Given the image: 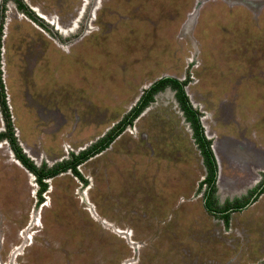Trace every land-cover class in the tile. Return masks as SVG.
I'll use <instances>...</instances> for the list:
<instances>
[{"label":"rangeland","instance_id":"374dc122","mask_svg":"<svg viewBox=\"0 0 264 264\" xmlns=\"http://www.w3.org/2000/svg\"><path fill=\"white\" fill-rule=\"evenodd\" d=\"M0 30L14 134L38 166L90 149L158 80L188 79L222 159L216 203L252 201L229 226L207 212L168 87L78 168L87 185L67 172L40 196L0 142V264H264V0H0Z\"/></svg>","mask_w":264,"mask_h":264},{"label":"trees","instance_id":"16d2710c","mask_svg":"<svg viewBox=\"0 0 264 264\" xmlns=\"http://www.w3.org/2000/svg\"><path fill=\"white\" fill-rule=\"evenodd\" d=\"M20 9L27 11L28 8L24 3H21ZM1 33L0 30V48H1ZM0 64H1V52H0ZM188 79L184 82L172 78L164 77L157 82L153 83L150 88L146 89L139 99L138 103L132 110L119 122L109 133L99 140L98 143L93 145L90 149L85 150L78 155L72 154V159L67 160L63 163L58 164L53 168H49L46 163L42 166H38L33 160H31L26 153H24L17 137L14 134L12 117L10 114V109L8 106L7 96L4 91V85L2 83V72L0 66V110L2 113V118L5 123L6 131L0 133V142L8 141L11 146L12 151L15 154L16 159L20 161L22 166L31 172L35 178L36 183L39 186V195L48 191V180L54 179L61 174L72 172L78 179H80L84 184L87 185V180L81 175L78 168L86 163L91 158L104 152L110 147V145L122 135L128 127L134 125L135 121L141 116V114L150 106L151 103L155 101V96L164 91L166 88L171 87L176 91V99L183 111L186 121L190 123L193 130V138L197 144L199 150L201 151L202 157L204 159L205 166L208 170V175L205 178L202 185H208V189L205 192V209L207 212L214 216L221 218L227 226L230 223V215L233 211H240L245 208L252 201H247L244 205L240 202L236 204H231L227 202L223 209H220L214 196L217 191V174L218 166L216 162L215 155L212 151V143L205 136L204 128L201 123V113L199 110L195 109L190 102V99L185 91ZM259 194L255 198L256 201L260 195L264 193V182L258 192Z\"/></svg>","mask_w":264,"mask_h":264},{"label":"water","instance_id":"95a60500","mask_svg":"<svg viewBox=\"0 0 264 264\" xmlns=\"http://www.w3.org/2000/svg\"><path fill=\"white\" fill-rule=\"evenodd\" d=\"M7 101H8V99H7ZM193 105V107H195V104H192ZM8 106H9V104H8ZM9 109H10V106H9ZM2 120H3V118H2ZM3 124H4V126H5V123H4V120H3ZM4 126H3V128H4ZM3 128L2 129H0V131H3ZM210 136H208V138H209ZM21 147H23V145H21ZM213 149V148H212ZM10 152H11V155H12V157H13V159H15L16 161H18L19 163H20V161L18 160V159H16V157H15V154H14V152L12 151V149H10ZM24 153H28V150L27 149H24ZM215 158H216V156H215ZM21 164V163H20ZM22 165V164H21ZM28 171V170H27ZM29 172V171H28ZM29 174L30 175H32L34 178H35V176L31 173V172H29ZM261 196V195H260ZM252 203H250V204H248L245 208H247L248 206H250ZM233 212H237V211H233ZM36 222V221H35Z\"/></svg>","mask_w":264,"mask_h":264},{"label":"crops","instance_id":"0c3cea01","mask_svg":"<svg viewBox=\"0 0 264 264\" xmlns=\"http://www.w3.org/2000/svg\"><path fill=\"white\" fill-rule=\"evenodd\" d=\"M9 97H10V95H9ZM10 105H11V100H10ZM13 109V108H12ZM140 117H142V116H140ZM139 117V118H140ZM138 118V119H139ZM194 139V138H193ZM195 141V140H194ZM107 150V149H106ZM214 150H215V153H216V158H217V160H218V162H219V165L221 166V169H222V159H221V156H220V154H219V150H218V147H217V145L216 146H214ZM101 154V153H100ZM99 155V154H98ZM97 156V155H96ZM92 159V158H91ZM89 161V160H88ZM85 164V163H84Z\"/></svg>","mask_w":264,"mask_h":264},{"label":"bare ground","instance_id":"6f19581e","mask_svg":"<svg viewBox=\"0 0 264 264\" xmlns=\"http://www.w3.org/2000/svg\"><path fill=\"white\" fill-rule=\"evenodd\" d=\"M33 10H35V8L33 9ZM36 11V10H35ZM54 23H56V22H54ZM15 161V160H14ZM16 162V161H15ZM18 165H20L18 162H16ZM21 166V165H20ZM222 170V169H221ZM32 178V180H34V177H31ZM36 179V178H35ZM34 218H36V217H34ZM39 221V220H38Z\"/></svg>","mask_w":264,"mask_h":264}]
</instances>
